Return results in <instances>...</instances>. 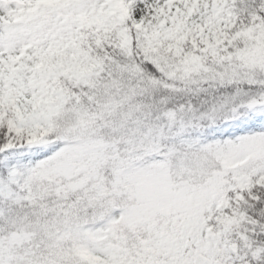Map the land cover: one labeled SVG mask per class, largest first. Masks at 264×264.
Here are the masks:
<instances>
[{
  "label": "snow or ice",
  "instance_id": "snow-or-ice-1",
  "mask_svg": "<svg viewBox=\"0 0 264 264\" xmlns=\"http://www.w3.org/2000/svg\"><path fill=\"white\" fill-rule=\"evenodd\" d=\"M0 264H264V0H0Z\"/></svg>",
  "mask_w": 264,
  "mask_h": 264
}]
</instances>
